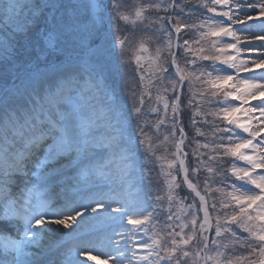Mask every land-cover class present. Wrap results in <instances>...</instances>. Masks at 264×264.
<instances>
[{"label": "snow or ice", "instance_id": "6c2138e0", "mask_svg": "<svg viewBox=\"0 0 264 264\" xmlns=\"http://www.w3.org/2000/svg\"><path fill=\"white\" fill-rule=\"evenodd\" d=\"M0 264H264V0H0Z\"/></svg>", "mask_w": 264, "mask_h": 264}, {"label": "rangeland", "instance_id": "374dc122", "mask_svg": "<svg viewBox=\"0 0 264 264\" xmlns=\"http://www.w3.org/2000/svg\"><path fill=\"white\" fill-rule=\"evenodd\" d=\"M130 2H131V0H130Z\"/></svg>", "mask_w": 264, "mask_h": 264}]
</instances>
